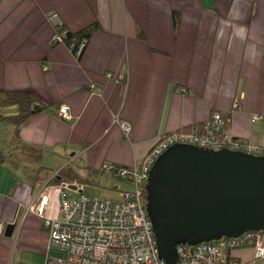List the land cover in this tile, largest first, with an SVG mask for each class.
Segmentation results:
<instances>
[{
  "label": "crops",
  "instance_id": "0c3cea01",
  "mask_svg": "<svg viewBox=\"0 0 264 264\" xmlns=\"http://www.w3.org/2000/svg\"><path fill=\"white\" fill-rule=\"evenodd\" d=\"M93 22L79 57L51 41L56 24L76 32ZM0 89L46 104L18 138L0 121V264H44L48 234L35 206L43 197L44 213L57 216L60 183L85 192L80 179L113 174L106 164L139 165L158 134L212 110L228 116L231 135L264 146V0H0ZM254 250L229 254L264 264Z\"/></svg>",
  "mask_w": 264,
  "mask_h": 264
},
{
  "label": "built area",
  "instance_id": "2783aa9c",
  "mask_svg": "<svg viewBox=\"0 0 264 264\" xmlns=\"http://www.w3.org/2000/svg\"><path fill=\"white\" fill-rule=\"evenodd\" d=\"M52 40L62 41L60 34ZM85 42L79 43L74 54L79 55ZM110 76V73L106 74ZM238 106L234 101V107ZM58 114L68 118V106L61 104ZM254 115L252 119H256ZM120 127L127 135L130 125L122 121ZM175 143H187L213 150L228 148L264 155V146L241 141L231 135L226 118L217 110L207 121L190 131H168L157 135L137 166L119 167L114 172L122 180L131 182L133 190L121 192L119 200L101 198L85 193L76 186L74 195L67 194L68 185L60 183L57 216L44 213L43 197L36 211L42 216L48 234L44 264H165L157 254L156 242L143 199L148 170L153 161L167 147ZM106 164L103 169L111 170ZM3 224L0 223V231ZM261 231L249 230L235 238L202 241L195 245L178 244L175 264H222L225 249L254 241L256 256H264ZM55 250L57 254H50ZM229 264H237L232 261Z\"/></svg>",
  "mask_w": 264,
  "mask_h": 264
},
{
  "label": "water",
  "instance_id": "95a60500",
  "mask_svg": "<svg viewBox=\"0 0 264 264\" xmlns=\"http://www.w3.org/2000/svg\"><path fill=\"white\" fill-rule=\"evenodd\" d=\"M145 191L157 254L165 264H175L178 244L264 231V155L175 143L153 161ZM14 226L7 224L4 234Z\"/></svg>",
  "mask_w": 264,
  "mask_h": 264
},
{
  "label": "trees",
  "instance_id": "16d2710c",
  "mask_svg": "<svg viewBox=\"0 0 264 264\" xmlns=\"http://www.w3.org/2000/svg\"><path fill=\"white\" fill-rule=\"evenodd\" d=\"M178 17H179L178 13L173 11V13H172V24H173L174 29L177 28ZM97 28H98V25L95 22H93V23L87 25L86 27L76 31V32H71V31L67 30L64 26H62L61 24H56L55 25V29H56L55 33L56 34L58 33L61 35L62 41H64L70 47L72 52L74 53L77 46L79 45V43L85 42L84 45H86L91 34ZM51 41H52V43L57 42L55 40H51ZM84 47L82 48V51H83ZM82 51H81V53H82ZM81 53L79 55H77V57H79L81 55ZM13 105L16 106V108H17L15 113H11V114L6 115L2 112V109L4 107L13 106ZM45 108H46V104L42 100H40L38 98V96H36L31 91L9 92V91H5L3 89H0V121H6V122H8L14 126V135L16 138H18V130H19L20 125L29 116H31L37 112H40V111L44 110ZM212 111H214V110H212ZM222 115L227 120V127L229 130V118L227 115H224V114H222ZM209 117H210V115H209ZM207 120H205V121H207ZM203 122H198V123H194V124H191L188 126L180 127L179 129H177V131L178 130L179 131H190L195 127L198 128L200 125H202ZM234 138H236V137H234ZM236 139L248 142V141L242 140L240 138H236ZM116 169H117V167H114V166L111 169V171L113 172V175L115 177H117L114 173L116 171ZM145 194H146V191H145V185H144L143 194H142L144 202H145ZM248 244L251 246H254V241L245 242L244 244H242L240 246H244V245H248ZM229 253H230V249L227 248L224 250V252H223L224 258H223V262H221L222 264H229L232 261H235L230 256Z\"/></svg>",
  "mask_w": 264,
  "mask_h": 264
},
{
  "label": "rangeland",
  "instance_id": "374dc122",
  "mask_svg": "<svg viewBox=\"0 0 264 264\" xmlns=\"http://www.w3.org/2000/svg\"><path fill=\"white\" fill-rule=\"evenodd\" d=\"M77 168V164L67 163L64 167ZM82 168V167H80ZM80 170V171H79ZM77 170L78 175H83L81 169ZM53 170H50V173ZM79 184L84 185L85 193L94 195L101 198H110L114 200L120 199V194L123 191L133 190V184L131 182L119 179L115 177L112 173H99V174H89L85 179H80ZM55 250H50V254H57Z\"/></svg>",
  "mask_w": 264,
  "mask_h": 264
}]
</instances>
